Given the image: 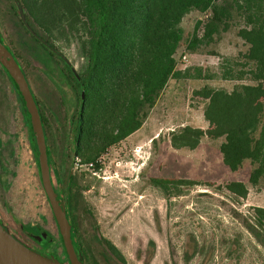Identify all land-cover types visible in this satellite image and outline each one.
Masks as SVG:
<instances>
[{
  "label": "rangeland",
  "instance_id": "374dc122",
  "mask_svg": "<svg viewBox=\"0 0 264 264\" xmlns=\"http://www.w3.org/2000/svg\"><path fill=\"white\" fill-rule=\"evenodd\" d=\"M211 17V11H193L182 22L184 41L176 56L178 70L189 69L194 75L200 73V78L171 80L143 127L96 158L94 163L102 169L95 170L90 162L82 166V159L70 151L64 163L62 157L57 159L63 178L68 172L73 177L70 194L83 201L73 213L80 220L84 247L99 264L116 263L96 240L97 230L118 248L125 264H264V249L243 224L251 209L264 207V178L256 186L250 184L254 166L249 161L238 172H231L221 152L226 136L212 137L204 118L206 90L234 88L236 82L222 79L223 65L248 47L233 27L191 52L190 41L203 35ZM4 24L13 33L18 19L5 17ZM36 28L42 32L38 25ZM53 38L59 52L78 70L82 62L77 44L64 42L57 32ZM26 39L23 36L16 46L19 53L24 52ZM25 64L38 96L64 121L66 114L58 106L59 97L35 68V60ZM48 117L58 134L55 120L49 113ZM186 126L202 128L207 134L194 150L174 149L171 137ZM23 129L14 95L0 83V219L13 235L36 248L37 243L26 232L41 235V228L57 238L58 230ZM153 178L191 180L200 185L183 187L176 194L153 186ZM232 181L247 185L246 198L226 190ZM56 185L63 190L67 186ZM151 241L155 249L148 262ZM196 243L200 248L197 253Z\"/></svg>",
  "mask_w": 264,
  "mask_h": 264
},
{
  "label": "trees",
  "instance_id": "16d2710c",
  "mask_svg": "<svg viewBox=\"0 0 264 264\" xmlns=\"http://www.w3.org/2000/svg\"><path fill=\"white\" fill-rule=\"evenodd\" d=\"M36 8L35 22L42 32L35 27V68L51 84L59 97L58 106L66 114L61 121L60 115L35 90L48 142L51 173L53 138L64 145L74 137L83 161L94 162L107 147L143 127L171 80L200 78V73L194 75L189 69L178 70L176 56L184 41V18L193 11L203 14L211 11L212 17L204 27L203 36H195L189 43V50L197 51L201 45L212 43L216 36L233 27H237V37L248 49L223 65L222 79L236 82L231 91L206 90L208 102L204 118L212 137L226 136L221 148L224 164L231 172H238L245 162H251L254 168L249 182L254 186L260 184L264 178V0H223L221 3L218 0H37ZM54 32L64 42L77 44L82 62L78 70L58 53ZM11 82L22 105L23 133L44 191L31 116L18 85L13 78ZM48 113L56 119L58 134L52 130ZM70 126L71 129L73 126L71 136L66 133ZM206 134L202 128L186 126L173 134L171 145L177 150H194ZM57 138L60 140L56 141ZM58 182L64 183L60 174ZM151 183L164 192L174 190L176 194L183 187L200 185L182 179L153 178ZM54 187L68 210L67 216L73 224L72 238L83 261L99 264L84 247L80 220L73 213L74 208L83 206L81 197L74 198L55 183ZM226 190L240 199L249 194L247 185L239 181L227 184ZM46 200L48 202L47 197ZM52 217L57 227L53 213ZM243 224L264 249V207L251 209ZM39 231V234L47 233L41 228ZM47 234L48 238L42 242L35 241V251L55 256L62 263L68 262L59 231L57 238ZM96 240L116 264L126 263L118 248L98 230ZM195 247V252H199L197 243ZM154 249L155 243L151 241L148 262Z\"/></svg>",
  "mask_w": 264,
  "mask_h": 264
},
{
  "label": "water",
  "instance_id": "95a60500",
  "mask_svg": "<svg viewBox=\"0 0 264 264\" xmlns=\"http://www.w3.org/2000/svg\"><path fill=\"white\" fill-rule=\"evenodd\" d=\"M0 63L11 75L18 85L24 98L27 110L31 116L33 132L35 134L38 154L41 182L57 223L59 234L63 240L69 264H84L81 253L77 250L72 234L73 224L67 216V210L62 205L55 190L51 168L49 164V149L44 131L43 121L39 106L34 98L30 82L17 63L16 59L9 53L6 46L0 41ZM38 242L48 238L47 233L35 235ZM0 264H65L55 256L43 255L30 249L20 242L0 222Z\"/></svg>",
  "mask_w": 264,
  "mask_h": 264
},
{
  "label": "flooded vegetation",
  "instance_id": "af4514ba",
  "mask_svg": "<svg viewBox=\"0 0 264 264\" xmlns=\"http://www.w3.org/2000/svg\"><path fill=\"white\" fill-rule=\"evenodd\" d=\"M36 4H37V0H0V41L3 45L6 46L9 53L16 59L17 63L19 64V66L21 67V69L23 70L25 75L27 76V78L30 82L31 88H32L34 98H35V90L33 87V82L30 78V73L28 71V68L26 67L25 61L28 62L29 60H34L33 54L35 53V27L37 25V23L35 22V11L37 10ZM5 17L8 19H11V18L12 19H15V18L18 19L17 29L13 33H10L7 31V28H6L7 26H5V24H4ZM23 36L27 37V39L23 41L24 52L19 53L16 46H18L19 43L22 41ZM56 49H57L58 53L61 54L59 52L57 46H56ZM11 78H12L11 75L7 72V70L0 63V83L5 86L8 93H11L14 95V100L16 101L17 108L20 111V109L22 108V105L20 103L18 93L15 90L13 83L11 82ZM24 104H25V107L27 109L25 101H24ZM53 119L56 120L55 118H53ZM57 128H59L58 125H57ZM72 129H73V126H72ZM72 129L70 126L68 128V131L66 132L70 136H71V130ZM74 139H75L74 137H71L70 141L66 140L64 142V145L61 146V145H59L58 142H55L54 138H53V142H52V150H53L52 178H53V181L55 184L59 183L58 182V175L59 174L61 175V173H60V171H58V167H57L58 157L59 158L62 157L60 160L63 163V160L65 162V159L63 158V156H65L67 158L69 156L68 151H70L74 156H76V158L82 159V157H80L79 152H78L79 151L78 143L74 142ZM123 141L124 140H121L118 143H115V144L107 147L106 150H109L110 148L120 144ZM59 148L61 149V151H59ZM83 148H84V146H83ZM80 162H81L82 166L84 164H86V162H84L83 159ZM94 162H90V166L92 168H94L95 170H98V171L100 169H102L98 163H94ZM63 181L67 185L65 188L66 193L70 194L72 192L73 186L75 184L72 175L69 172L66 173V175L63 178ZM61 191H62V189H61ZM58 196H59V199L61 200V196L59 194H58ZM67 214H68V210H67ZM0 222L4 225V223L1 221V219H0ZM4 226L6 227V225H4ZM26 233L32 241H34V242L37 241L34 238L35 234H29L28 232H26ZM14 236L20 242H22L20 240V238H18V236H16L15 234H14ZM23 244H25V243H23ZM26 246L32 250H36L35 247H31L29 245H26ZM82 259H83V257H82ZM65 264H69V262H66ZM84 264H86V262H84Z\"/></svg>",
  "mask_w": 264,
  "mask_h": 264
},
{
  "label": "built area",
  "instance_id": "2783aa9c",
  "mask_svg": "<svg viewBox=\"0 0 264 264\" xmlns=\"http://www.w3.org/2000/svg\"><path fill=\"white\" fill-rule=\"evenodd\" d=\"M207 18H209V16H207ZM204 34V33H203ZM203 36V35H202ZM202 36H200V37H202ZM184 59L186 60V57H184ZM187 67V66H186Z\"/></svg>",
  "mask_w": 264,
  "mask_h": 264
}]
</instances>
